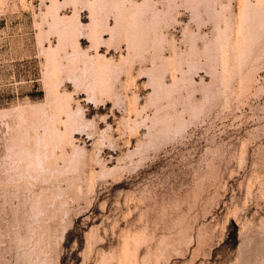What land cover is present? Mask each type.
I'll return each mask as SVG.
<instances>
[{
	"label": "rangeland",
	"instance_id": "374dc122",
	"mask_svg": "<svg viewBox=\"0 0 264 264\" xmlns=\"http://www.w3.org/2000/svg\"><path fill=\"white\" fill-rule=\"evenodd\" d=\"M0 264H264V0H0Z\"/></svg>",
	"mask_w": 264,
	"mask_h": 264
},
{
	"label": "bare ground",
	"instance_id": "6f19581e",
	"mask_svg": "<svg viewBox=\"0 0 264 264\" xmlns=\"http://www.w3.org/2000/svg\"><path fill=\"white\" fill-rule=\"evenodd\" d=\"M68 119H69V116H68ZM67 120V119H66ZM66 123H67V121H66ZM68 125V124H67Z\"/></svg>",
	"mask_w": 264,
	"mask_h": 264
}]
</instances>
